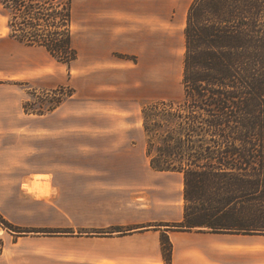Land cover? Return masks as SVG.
Instances as JSON below:
<instances>
[{
	"label": "crops",
	"instance_id": "1",
	"mask_svg": "<svg viewBox=\"0 0 264 264\" xmlns=\"http://www.w3.org/2000/svg\"><path fill=\"white\" fill-rule=\"evenodd\" d=\"M192 2L84 0L73 27L97 45L88 76L75 69L73 94L43 114L25 110L19 81L40 74L0 9V215L33 230H4L0 264H167L163 235L171 264H264V234L169 228L184 219V176L147 156L141 43L185 42Z\"/></svg>",
	"mask_w": 264,
	"mask_h": 264
},
{
	"label": "trees",
	"instance_id": "2",
	"mask_svg": "<svg viewBox=\"0 0 264 264\" xmlns=\"http://www.w3.org/2000/svg\"><path fill=\"white\" fill-rule=\"evenodd\" d=\"M73 2L0 0L12 37L68 64L78 57ZM185 37L184 100L142 108L151 167L184 176V219L168 226L264 234V0H193ZM24 107L45 113L28 101ZM0 221L17 233L33 231ZM162 245L171 264L167 235Z\"/></svg>",
	"mask_w": 264,
	"mask_h": 264
},
{
	"label": "rangeland",
	"instance_id": "3",
	"mask_svg": "<svg viewBox=\"0 0 264 264\" xmlns=\"http://www.w3.org/2000/svg\"><path fill=\"white\" fill-rule=\"evenodd\" d=\"M83 1L74 0L73 2V23L74 12L81 8ZM185 13L187 15V12ZM83 14L85 13L83 12ZM3 16L9 27V18L5 15ZM9 30L11 32L10 27ZM72 32L73 45L78 51V57L69 64L58 61L43 46L27 45L10 35L18 43L19 58L24 55L27 56L32 61L35 72L40 74L35 76L33 80L19 81V84L23 85L29 93L27 101L29 102L30 110L43 109L48 112L47 109L53 104L52 100L57 98V96H64V99H66L72 95L73 87L71 83L75 69L80 73L79 70L82 68L83 74L81 76H88V74L86 75L88 73L86 69L89 67L88 57L97 45L89 42H80L79 32L75 34L73 26ZM176 39L173 42L141 43V122H143L142 108L144 105L163 100L166 102H180L185 98L183 87L185 42L179 36ZM117 55L122 57L119 53ZM130 58L136 60L134 56ZM61 87H64V89H61ZM155 140L158 141V139ZM165 180L175 184L177 186L176 189H179V180L176 177H167ZM49 189H51V186H49ZM183 189L180 187L178 191L180 194L177 202L182 198ZM28 190L39 191L41 187H30ZM37 193L39 194L40 192ZM0 226L3 228V230L0 229V236L5 235L4 230H11L1 221Z\"/></svg>",
	"mask_w": 264,
	"mask_h": 264
}]
</instances>
